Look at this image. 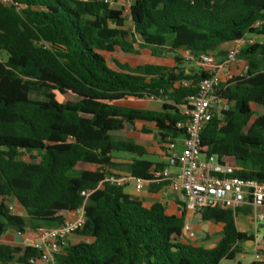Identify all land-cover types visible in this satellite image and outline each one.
Here are the masks:
<instances>
[{
  "label": "trees",
  "instance_id": "1",
  "mask_svg": "<svg viewBox=\"0 0 264 264\" xmlns=\"http://www.w3.org/2000/svg\"><path fill=\"white\" fill-rule=\"evenodd\" d=\"M16 1L20 13L0 4V239L62 226L84 203L82 192L92 191L86 225L55 256L58 264L234 260L240 244L253 239L237 229L239 209L200 212L222 226L214 248L184 241V216H169L160 203L146 209L112 182L115 154L147 153L111 134L137 121L152 123L172 152L186 135L177 125L188 119V99L213 74L185 67L181 52L215 55L226 43L264 37V23L255 27L264 22V0H127L124 10L105 0ZM116 51L172 55L174 66L114 61L111 67L106 55ZM238 62L247 70L221 86L229 109L204 127L201 153L237 169L235 177L264 183V41L243 47ZM44 89L46 100L31 98ZM126 98L159 100L162 111L118 104ZM153 166L166 167L135 160L129 173L149 181ZM39 256L32 247L0 242V264H29Z\"/></svg>",
  "mask_w": 264,
  "mask_h": 264
},
{
  "label": "built area",
  "instance_id": "2",
  "mask_svg": "<svg viewBox=\"0 0 264 264\" xmlns=\"http://www.w3.org/2000/svg\"><path fill=\"white\" fill-rule=\"evenodd\" d=\"M0 4L19 13L24 8L16 0H0ZM263 23L258 22L255 27L258 28ZM254 42L255 40L250 38L234 42L220 63L213 55L203 54L197 58L188 56L187 59L193 61L198 68L203 71H213V74L200 82L197 94L188 99L189 110L185 111L187 121L177 125L186 133L177 166L162 171L153 169L150 174L151 180H136L137 191L143 190L147 182L167 183L173 192L183 196L187 212L196 213L212 208L236 211L249 205L254 211L255 221L264 219L261 212L264 211V183L235 177L237 169L221 164L216 156L201 153V134L204 127L214 117L221 116L229 109L228 101L220 95V88L224 82L227 83L235 77L232 70L238 63L243 47ZM246 70L247 66L243 74ZM172 169H174L173 173ZM131 180V178H115L112 182L125 187ZM91 194L92 191L82 192L84 203L66 215L62 226L40 229L36 232L27 231L21 235L23 246L32 247L40 252L39 258L30 259L29 264H58L55 256L59 255L67 241L86 225L85 208ZM184 231L188 232L189 227H185ZM262 260L264 257L257 251L254 262Z\"/></svg>",
  "mask_w": 264,
  "mask_h": 264
},
{
  "label": "crops",
  "instance_id": "3",
  "mask_svg": "<svg viewBox=\"0 0 264 264\" xmlns=\"http://www.w3.org/2000/svg\"><path fill=\"white\" fill-rule=\"evenodd\" d=\"M250 39H258L256 37H250ZM233 46V43H226L221 47V52L216 53L213 55L217 62H222L228 52ZM119 53L120 55L125 56H134L125 54L121 51H116L111 55H106L107 60L109 58L113 61H117L122 65H130L132 67L136 66H143V65H160V66H167L172 67L174 66L173 58H170L171 55H164L161 58H157L154 56H135V57H142L148 59H161L165 60L164 64H130L127 62L119 61L115 57L114 54ZM224 53V55H221ZM184 59L188 60V56L191 55L189 52H181ZM185 65V64H184ZM197 65H191L189 67H193ZM112 67V66H111ZM115 67V63H114ZM236 67H233V75L237 76ZM225 84V82L223 83ZM136 100L134 98H131ZM144 100L140 104L131 105L127 107L141 109L146 111H153V112H161L162 111V102L159 100H153L150 98L142 99ZM139 101V100H137ZM260 110V109H259ZM261 112V110H260ZM132 126V128H129ZM126 131L121 132H113L117 137L118 140H125L135 143L136 145L144 148L146 150V155L142 158L137 157L133 153H122V155H114L113 163L118 165V168L112 169L109 171L110 173L116 175V179L122 178H131V182L125 185L124 191L126 194L134 197L138 201H140L144 208L150 209L154 204L160 203L166 208V213L169 216H184V224L185 227H189V231H183V240L193 244L194 246H201L207 249L214 248L222 238V226L217 225L210 222H205L203 220V216L200 212L190 213L185 210V203L183 196L181 194L173 192L166 183H154V182H147L141 191H137L136 189V180L142 178H135L129 173V167L134 163L135 160H143L150 162L154 165L156 164H163L165 165V169L171 168V161L173 158L174 153H180L183 150L184 139H180L177 141L176 145L172 146V152H166L164 149L168 146H163L160 142L159 133L156 129L155 125L148 122H135L134 126L129 125ZM114 138V135L111 134ZM170 164V167L167 165ZM155 169V166L151 169V171ZM149 172V175L151 174ZM264 216V211H261ZM239 214H249V217L246 219H240ZM254 211L249 205H245L239 209L238 216L236 217V226L240 233L246 234L248 236L249 233L252 234V240H247L243 244H240L241 253L240 256L245 258L248 254L249 250H253V258L247 264H252L255 261V253L259 251L264 257V236L259 241L258 237L260 234V229L264 232V219L255 221L254 218ZM261 227V228H260ZM249 237V236H248ZM23 237L16 232H9L6 236L0 239V242L7 243L10 245H22ZM264 261V260H262ZM222 264H243L241 261H237L236 257L234 260H225Z\"/></svg>",
  "mask_w": 264,
  "mask_h": 264
},
{
  "label": "rangeland",
  "instance_id": "4",
  "mask_svg": "<svg viewBox=\"0 0 264 264\" xmlns=\"http://www.w3.org/2000/svg\"><path fill=\"white\" fill-rule=\"evenodd\" d=\"M109 2L111 3L112 8L117 9V10H124L125 8H127V9L129 8V2L127 0H110ZM124 15L127 16L128 13L125 12ZM127 26L130 27V24L127 23ZM261 39L264 41V37H258L257 41H260ZM113 57H115L119 61L127 62L130 64H146V63L164 64L165 63V60H161V59H148V58L135 57V56H125V55H120L119 53L114 54ZM170 58H173V56L171 55ZM3 59H6L5 55L3 56ZM184 60H185V63H184L185 67H189L191 65H194L193 61L186 60V59H184ZM108 63L110 66L114 67V63L110 58H109ZM235 67L237 68L236 69V72L238 73L237 76H241L243 74L244 68L246 67V64L244 62H238L235 65ZM47 95H48V91L44 89V90H40V91H36V92L32 93L31 98L33 100H46ZM137 100H139V101H137ZM143 101L144 100H142V99L133 100L131 98H126V99L118 102V104L124 105V106H131V105L140 104ZM259 109L260 108L255 107V111L257 113L260 112ZM112 134L114 135L115 139H118V137L114 133H112ZM115 155H122V153H117ZM246 217H249V214H242V215L239 214L240 219H246ZM262 236H264V232L262 231V229H260V234L258 237L259 241L262 239ZM253 254H254L253 250H249L248 254L246 255L245 258H242V256H240V254H237L236 260L241 261L243 264H247L252 260Z\"/></svg>",
  "mask_w": 264,
  "mask_h": 264
},
{
  "label": "water",
  "instance_id": "5",
  "mask_svg": "<svg viewBox=\"0 0 264 264\" xmlns=\"http://www.w3.org/2000/svg\"><path fill=\"white\" fill-rule=\"evenodd\" d=\"M129 128H132V126H129ZM178 155H179L178 152L174 153V155H173V158H172V161H171V166H172L173 168H175V167L177 166V163H178ZM171 172L173 173V172H174V169H172ZM260 228H261V227H260ZM248 236L251 237L252 234L249 233Z\"/></svg>",
  "mask_w": 264,
  "mask_h": 264
}]
</instances>
